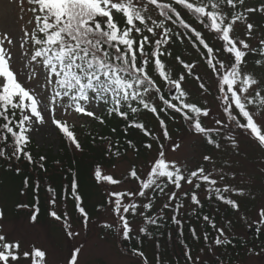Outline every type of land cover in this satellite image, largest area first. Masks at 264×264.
I'll return each mask as SVG.
<instances>
[{
  "label": "snow or ice",
  "instance_id": "6c2138e0",
  "mask_svg": "<svg viewBox=\"0 0 264 264\" xmlns=\"http://www.w3.org/2000/svg\"><path fill=\"white\" fill-rule=\"evenodd\" d=\"M25 2L28 5L25 11L31 13L27 21L31 28L24 29L19 45L21 49L28 48L22 53L26 57L22 67L27 69L23 78L14 65L13 39L7 33L0 36V158L9 162L23 159L47 171L43 163L46 157L36 160L29 150L38 132L51 128L63 136L70 148L83 153V144L69 118L78 114L105 125V116H115L124 122L125 136L130 129L139 130L152 141L143 145L145 149L151 151L153 142L158 148L143 175L134 165L123 178H115L99 164L94 167L95 182L108 186L106 204L102 207L113 221L105 222L104 228L115 229L123 242H142L141 237L150 236V228H158L165 210L171 208L174 213L171 221L183 235V221L178 217L184 205L179 201L181 197L189 199L196 206L193 214L203 208L196 191L202 183L209 200H218L239 211V203L231 197H242L245 190L221 185L219 182L225 179L223 169L217 179L203 165L190 168L169 158L161 137L172 139L166 119L176 121L179 117L191 133L216 150L222 148L223 141L238 149L237 135L252 138L264 149V76L249 70V58H255L254 64L264 69V36L252 43L258 26L251 19L253 14H264V4L257 8L248 6L247 0H19L20 6ZM240 26L243 35L239 34ZM185 41L197 59L175 56L182 71L174 72L169 64V58L173 57L171 46L177 42L183 45ZM201 62L212 83L195 71ZM187 78L198 83L203 100L193 99L184 86ZM208 96L216 102L215 110L208 106ZM141 113L152 114L158 122L159 134H154L140 119ZM116 131L112 128L113 133ZM126 145L139 152L131 139ZM179 147L173 144L171 150ZM106 151L109 156L122 155L119 145L111 141ZM202 160L215 165L211 154L203 155ZM15 171L19 173L20 168ZM133 181L134 189L126 187ZM23 183L27 189V177ZM186 186H190L191 192L181 191ZM46 191L49 215L62 221L69 238L78 236L79 232L72 230L68 214L61 215L55 210L58 202L55 189L47 186ZM157 195L166 196L167 202L154 216L151 213ZM68 196L87 228L90 214L75 172L65 199ZM39 212L40 208L34 206L31 222L37 220ZM258 215L264 222V208ZM137 216L142 218V225L133 224ZM3 220L5 211L0 207V221ZM203 221L218 232L210 251L231 244L225 230L218 228L208 215L203 216ZM190 232L200 239L195 228ZM203 239L208 241L207 232ZM130 251L141 258L140 264H149L143 251L135 247ZM79 253L80 248H76L68 264H77ZM47 255L35 245L22 250L20 240L10 237L0 223V264H48ZM185 257L191 264H197L190 250H185Z\"/></svg>",
  "mask_w": 264,
  "mask_h": 264
},
{
  "label": "rangeland",
  "instance_id": "374dc122",
  "mask_svg": "<svg viewBox=\"0 0 264 264\" xmlns=\"http://www.w3.org/2000/svg\"><path fill=\"white\" fill-rule=\"evenodd\" d=\"M261 4H264V0H247L248 6H255L258 8ZM27 7L28 5L26 2L24 6L21 7L19 0H0V36L7 33L14 41L12 45L14 65L19 68L22 73L20 78H23V73L27 71V69L22 67V64L26 62V57H22V53L27 51L28 48L21 49L19 47L20 43L23 42L22 37L24 29L31 28V25L27 24L31 16V13L25 11ZM153 15H156L155 11H153ZM251 19L258 26L255 40L252 41V43L255 44L257 40L264 36V14H253ZM243 31V26H240L239 34L243 35ZM205 34L207 35V32ZM210 39L215 43L214 38L210 37ZM186 48L183 58L185 60H196L197 57L193 49ZM254 60L255 58H249V70L255 71L257 75L264 76V69L257 67L254 64ZM174 64L175 66L173 68L177 67L180 69L178 63ZM195 71L208 79L209 83H212L211 79L206 75V66L202 62L198 64ZM38 79L42 80L43 77L38 76ZM184 86L192 94L193 99H204L198 90V83L193 79L187 78ZM207 100L208 106L215 110L216 102L213 97L208 96ZM57 115L59 117L60 113ZM94 121L95 120H92V118L78 114L69 118V123L74 125V131L78 135V138H80V133H83L85 129H90L95 124ZM177 122L179 123L178 126L180 131L174 133L173 130L170 129L171 140H163L161 137L165 145L167 156L187 164L190 168L203 165L206 169L212 170L214 178L217 179H219V170L223 169L225 179L219 182L221 185L227 184L245 190L244 196L233 195L231 197L239 203L240 208L239 211L232 209V215L227 219H224L223 212L227 208H230V206L221 202L222 206L220 212L213 211V215L215 216L217 214L220 218L218 228H223L228 238L234 237L241 239H247L252 232L257 230L262 231L264 229V222L261 221L258 213L260 209L264 208V149H260L252 138L246 135H237L238 149H233L228 141H223L220 150L213 148L210 152H207L206 142L201 137L191 133L188 127L183 128L181 122ZM155 132L159 134L160 129L157 127ZM60 135L59 132H53V130L49 128L46 132H38L31 143L38 149L44 151H49L51 149L57 153L60 147ZM154 144V148L145 160L137 162L133 156L129 155L119 160L113 168L104 169L115 178H123L127 176L130 166L134 165L140 174L143 175L148 170V162L156 155L158 146L155 142ZM173 144H179L180 147L172 151L171 146ZM70 149L74 153H79L74 148ZM205 154H211L213 156L215 161L214 166L202 160ZM233 173L235 174L234 179L232 178ZM98 185L101 191V198L107 200L105 188L108 186ZM126 187L134 189L136 183L134 181L127 183ZM181 191L191 192V188L190 186H186ZM208 195L209 194L205 191V187L198 192L201 202L206 201ZM165 202H167L166 196L162 198L160 208ZM15 203V200H0V207L5 210V213L7 212L5 220L0 221V223L5 225V230L10 237L20 240L22 250H27L32 245L45 250L48 254V264H68L70 256L76 248H80L77 264H140L141 258L131 254V251L123 245L122 238L116 234L115 229H106L102 226L105 222L113 221V217L105 210L99 213L95 218L90 219L88 227L85 228L82 223V217L77 210H73L65 203H57L55 208L57 213L63 215L66 212L73 225L72 230L79 232L78 236L69 238L63 227L62 221H57L51 216L49 223L46 224L37 221L34 223L31 222V215L26 212L19 216H13ZM173 203L175 205L176 202ZM21 204H26L25 199L22 200ZM195 207V205L191 204L190 200L185 202L178 217L183 221V225L186 223L185 217ZM48 209L50 210L49 203ZM165 211H168V216L172 215L171 208ZM203 223L207 222L204 221ZM133 224L142 225V218L139 216L135 217L133 219ZM217 233L216 231V236L218 235ZM203 236L204 233L202 232V237ZM210 246H212V244L207 246V251L203 250L204 252L194 256L193 260L197 261V264L202 262L205 258L209 259V255L215 256L217 247H213L210 251ZM154 250L152 246L146 249L145 255L148 258L149 264H163L161 263V258L158 255L157 249ZM187 264H191V262ZM238 264H264V242L254 251L250 252L242 261L238 262Z\"/></svg>",
  "mask_w": 264,
  "mask_h": 264
},
{
  "label": "trees",
  "instance_id": "16d2710c",
  "mask_svg": "<svg viewBox=\"0 0 264 264\" xmlns=\"http://www.w3.org/2000/svg\"><path fill=\"white\" fill-rule=\"evenodd\" d=\"M186 47L191 48L187 41H185L183 45L177 42L171 46L170 50L173 53V57L169 58V64L174 72L182 71L181 66L180 69L177 67L173 68L175 66L174 63H177L174 58L177 55L183 58V54L187 49ZM101 115H104V113L102 112ZM105 119L107 121L105 125H100L97 121H94L95 124L90 129H85L83 133H80V138L78 139L83 144V153L79 152L77 154L72 152L62 135L59 137L60 147L57 153L51 149L49 151L38 149L31 143L29 150L33 154L34 159L38 160L40 156L46 157L43 163L47 171L40 169L36 165H29L27 161L23 159L19 162H9L0 158V200H15L16 203L13 209V216L25 214L24 212L31 215L34 206H38L40 212L36 221L42 224L49 223V193L46 191L47 186H51L55 189L58 204L65 203L68 207L76 210L73 199L70 196L65 199V192L72 180V172L77 174L79 191L82 193L84 205L90 214V219L95 218L99 213L104 211L102 206L106 204V199L101 198L99 185L94 180V167L99 164L103 166V168L111 169L119 160L129 155L133 156L137 162L143 161L152 151L143 147L145 143L152 141L144 137L139 130L130 129L128 135L125 136V124L122 120L115 116H105ZM140 119L153 130L154 134H157L155 131L157 127L159 128V125L152 114L141 113ZM177 121L181 122L183 128H187V125L184 124L179 117H177L176 121L166 119L169 130L172 129L174 133L180 131ZM112 128H116L117 131L113 133ZM101 136L105 137V139L101 140ZM129 139L136 143L139 148L138 153L127 148L126 141ZM110 141L119 145V149L122 153L120 157L108 155L106 147ZM154 145L153 142V148ZM212 149L213 147L206 143V151L210 152ZM113 151H115V148ZM57 161H59V163H57ZM17 167L20 168L19 173L15 171ZM25 177L29 180V187L27 189L24 188L23 183ZM37 183L39 185L38 191L36 190ZM203 187H205V185L202 183L201 188L196 190L197 193L201 191ZM164 197L165 196L162 197L157 195L151 213L152 215L155 216L160 211V202ZM23 199H25V203L29 205L28 208L17 207V205L22 203ZM187 200L189 199L181 197L179 202L184 205ZM202 203L204 205L203 208L198 209L195 214H193L191 210L185 217L186 223L183 225V235H180L181 230L171 221V216L174 214L173 209H171L172 215L168 216V211H165L164 219L159 222L158 228H150V236L141 237L142 242L133 240L131 242H122L123 245L128 248L129 251L131 248L135 247L145 254L146 249L152 246L153 250L157 249L158 255L161 258V263L181 264L183 262L182 264H187L188 261L185 257L186 249L190 250L191 256L194 259V256L201 254V252H204L203 250L207 251V246L212 244L216 236V230L209 226L208 223H203V216L208 215L215 221L217 227L220 220L217 214L215 215L216 217L213 215V211L220 212L222 206L220 201L207 199ZM5 215H7V212ZM231 215V207L223 212L224 219H227ZM191 228L196 229L197 235L200 237L199 240L191 235ZM202 232L204 234L206 232L208 233L209 239L207 242L203 239ZM229 239L232 241L231 244L217 247L215 256L209 255V259L205 258L198 264H238V262L242 261L250 252L262 245L264 242V229L262 231L257 230L252 232L247 239L234 237Z\"/></svg>",
  "mask_w": 264,
  "mask_h": 264
}]
</instances>
